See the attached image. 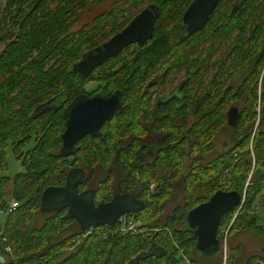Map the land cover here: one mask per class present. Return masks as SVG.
I'll return each instance as SVG.
<instances>
[{"label": "trees", "instance_id": "1", "mask_svg": "<svg viewBox=\"0 0 264 264\" xmlns=\"http://www.w3.org/2000/svg\"><path fill=\"white\" fill-rule=\"evenodd\" d=\"M154 1L161 13L153 37L141 47H125L87 77L72 72L70 65L86 47L108 35L100 30L78 38L62 34L73 24H67L66 17L74 10L61 9L63 18H42L39 24L26 17L19 36L0 50V208L18 202L15 210L0 213L4 215L0 254L6 256L5 264L45 260V264H177L195 252L186 212L222 188L242 193L244 203L221 217L217 238L222 242L227 231L231 244L230 238L252 235L262 241V254L249 256L244 264L264 261V220L257 211L264 194V0H221L205 27L191 35L178 23L193 0ZM215 53L220 55L214 59ZM167 68L184 71L174 87ZM237 75L239 85L233 92ZM154 81L159 83L158 92L176 88L183 97L174 101L175 111H159L155 119L150 114L148 129L137 117L145 100L141 94L151 93ZM89 82L96 84L87 89ZM202 87L214 94L201 96ZM192 89L200 94L196 100ZM114 90L121 91L123 106L104 123L102 135L81 139L72 158L61 155L65 105L47 109L46 101L55 96L68 103L80 93ZM237 100L244 107L230 128L226 110ZM222 129L231 130V146L203 162ZM152 131L159 137V147L149 149L142 143ZM31 139L34 144L21 151ZM8 144L22 167L11 177L5 174ZM75 167L86 172L78 189L93 188L95 202L107 201L117 192H132L144 201L143 210L124 214L126 221H139L135 232L122 231L120 221L81 231L66 209L40 212L43 189L63 185ZM178 184L183 201L164 214ZM240 248L230 250L237 253ZM234 257L229 253L227 258L231 262Z\"/></svg>", "mask_w": 264, "mask_h": 264}, {"label": "water", "instance_id": "2", "mask_svg": "<svg viewBox=\"0 0 264 264\" xmlns=\"http://www.w3.org/2000/svg\"><path fill=\"white\" fill-rule=\"evenodd\" d=\"M220 1L193 0L182 13L179 27L187 35L201 30ZM158 15L157 5L148 4L108 41L84 52L71 64L70 70L86 77L105 59L117 55L123 47L136 42L139 46L144 45L153 36V25ZM121 96L122 93L118 90L76 95L64 109L65 128L61 134L60 154L71 155L80 139L87 135L98 136L103 124L122 108ZM240 116L239 108H229L226 124L235 126ZM84 176L85 171L75 167L67 172L63 185L44 188L40 196V212L66 209L68 215L77 222L79 229L85 231L90 227L114 226L122 215L136 214L145 208L144 201L132 192H117L109 200L96 203L93 188L78 190ZM243 203L242 193L222 188L186 212L184 221L195 239V252L211 257L220 250L221 243L216 235L220 219L235 207L241 208ZM4 262L5 258L0 254V264Z\"/></svg>", "mask_w": 264, "mask_h": 264}, {"label": "flooded vegetation", "instance_id": "3", "mask_svg": "<svg viewBox=\"0 0 264 264\" xmlns=\"http://www.w3.org/2000/svg\"><path fill=\"white\" fill-rule=\"evenodd\" d=\"M148 4L157 5L158 11H159V15H158V17H159L160 13H161L160 12V5L158 4V2H156L154 0H6V2L4 4V10L3 11L5 12V15H7V16L5 19L6 20L5 28L3 30V33L0 35V41L2 42L1 43L2 47L0 48V50L5 49V46L8 42L15 40L19 36V34H20L19 30L20 29H18V28L20 26V23L23 20H25L26 17H33V24H39L38 21H40L42 18L49 19L50 21L57 20V18H60V17L63 18L62 14L60 13V10L66 9V10H74L73 12H68V16L66 17V23L69 24L72 21L73 24L70 28H68L62 34L73 33V36L80 37L81 33L92 34L93 32L100 30L102 33L101 35H105V34L108 35V38L106 40L100 42L99 44L86 47L84 50V52H86V51H88L94 47H97V46L101 45L102 43L108 41L116 33L120 32L132 20V18L134 16H136L137 14H139L145 8V6H147ZM158 17H157V19H158ZM15 20L17 21L16 23H14ZM82 21H84V22H82ZM155 22H154V24H155ZM3 27H4V25L2 24L1 28H3ZM6 27H7V29H6ZM56 31L59 32L60 30L57 29ZM11 32H13L12 35H10ZM196 32H198V31H196ZM193 33H195V32H193ZM193 33H191V34H193ZM153 35H154V25H153ZM129 45L141 47L138 45L137 42L131 43ZM129 45H127V46H129ZM127 46H125V47H127ZM125 47H123V49ZM111 57H114V56H111ZM111 57H109V58H111ZM109 58L105 59L102 63H104ZM101 64H99V65H101ZM99 65H97V66H99ZM164 71L169 72V79H173V76H171V73L173 72L172 70L167 68ZM180 72L181 71H178L177 73H180ZM182 72L184 74L183 70H182ZM208 78L209 77H207V76L204 78V83L207 82ZM235 78L237 79V83H239V75H237ZM182 79H183V76L180 79V81ZM187 81L189 82L190 78H188ZM177 82H179V81H177ZM158 84H159L158 81L157 82L154 81L153 85H151L149 87V90L150 91L152 90V92L151 93L143 92L141 94V97H144L145 100L141 103L142 115L137 117V121L140 122V124L142 126L148 128V129H151V124H147L148 116L150 114H152V116L155 119L157 117V115L159 114V111H163V112L175 111L174 101L178 100V99L181 100L180 98L183 97L182 95H177V93H180V90L176 89V88H173L171 92L170 91H167L164 93L158 92L157 91ZM232 85H233V81H232ZM174 86L175 85L173 84V87ZM85 87H86V85H85ZM226 88H227V86H226ZM118 91H120V90H118ZM234 91H235V88L233 89V92ZM108 92H110V91H108ZM192 92H193V94H195L193 96V99L195 98V100H196V96H198V95L200 96V94L194 93L195 92L194 89H192ZM202 92H204V93H202L201 96H203L205 98H208L209 96L214 94L213 92L210 93L209 91H207V89H204V87H202ZM95 93H101V92H93V93H86V94L93 95ZM105 93H107V92H105ZM185 96L186 95L184 94V97ZM121 98H122V96H121ZM220 98H222V97H220ZM193 99L190 102H193ZM65 101H66V98L60 99V101H58L56 99V97L53 96L46 101L44 107L47 109H50V108L57 109L58 107H61L62 104L64 103L63 105H65V106L63 107V109H65L66 106L70 102L69 101L67 103ZM236 102H239V100H237ZM122 106H123V100H122ZM229 108H231V107H228L227 110ZM227 110H226V113H227ZM231 127H233V126H231ZM100 135H102V129H100V134L96 137H99ZM87 136H90V135H87ZM87 136H85V137H87ZM85 137H83V138H85ZM158 139H159L158 135H156V133L154 131H152V132L148 133L146 138L143 140L142 146H145L149 149H151V147L158 148L159 147ZM78 142L75 144L74 148L77 146ZM71 155L64 156V157L72 158ZM189 159H190V157H189ZM185 164H186V166H188V164H191V162L189 161V162H186ZM85 176H86V172H85ZM85 176H84V178H85ZM94 180H96V179H93L92 182ZM177 189H178V191H180V185L179 184H178ZM177 189H174L172 192L176 191ZM73 229H74V226L71 227V231ZM1 255L5 258V262H6V256L4 254H1ZM5 262H4V264H5ZM45 263H47L46 260H45ZM45 263H43V264H45Z\"/></svg>", "mask_w": 264, "mask_h": 264}, {"label": "rangeland", "instance_id": "4", "mask_svg": "<svg viewBox=\"0 0 264 264\" xmlns=\"http://www.w3.org/2000/svg\"><path fill=\"white\" fill-rule=\"evenodd\" d=\"M5 2H6V0H0V35L3 33V30L5 28V21H6L5 19L7 16V15H5V12L3 11ZM82 22H84V21H82ZM2 24L4 25L3 28H1ZM6 29H7V27H6ZM75 37H77V36H75ZM1 43L2 42L0 41V48L2 47ZM219 55H220L219 53H215V55H213L212 58L215 59V57H217ZM216 59H218V58H216ZM177 72L178 71H173L171 73V76H173L172 84H175L177 81H180V79L183 76L182 71L180 73H177ZM95 84L96 83H94V82L88 83V84H86V88L90 89ZM237 85H239V84H237V79L235 78L233 80V87L237 88ZM260 103H261V100L259 98V100L256 102V105L260 104ZM228 107H237V108H239V110H241L244 107V102L242 100L239 102L235 101L234 103H232ZM259 119H260V115H258L257 120L255 122V129L257 128V126L259 124V123H257V121ZM229 127L231 128V126H229ZM230 134H231V130H229V129H226V130L222 129V130H219L217 132V134L215 135L214 140H213V149L210 151V153H208L203 158V162L208 161L209 159L213 158L214 156H216L221 151H224L231 146L232 142L230 139ZM224 143L226 144V146H224ZM33 144H34V140L31 139V141H29L28 143H26L22 147L21 151H25L26 149L30 148ZM187 162H189V160H187ZM21 170H22V167L20 164V160L15 157V155L13 154V152L11 150V145L8 144L7 148H6L5 174L7 176L11 177L12 175H14L15 173H17ZM11 188H12L11 182H8L6 185V192H7L8 198H9V195L11 193ZM258 200L259 201H258L257 211H258V214L262 217V220H264V205H262V204H264V194ZM182 201H183L182 193L180 191H178V189H177L167 199V201L165 203L164 214L168 213L172 208H174L175 206L182 203ZM3 217H4V215H0V219H3ZM39 221H41V219ZM239 239H241V242L243 245V252H242V254L244 255L243 260H245V258L251 254H262L263 243L261 240L254 238L252 235H247V234H245V236L241 235L239 237ZM229 240H231L232 243L229 244L227 241L228 256H229V253L232 254V252H233V251L231 252V250H230V247L234 245L233 241L234 242L239 241V240H235V238H230ZM222 253H223L222 252V246H221L220 252L218 251L215 255H213L211 257H206V256L200 254L199 252H193L191 257L180 259L177 264H222L223 257H224ZM177 255L179 257L180 252L177 253ZM229 261H230V259L227 258L225 264H229Z\"/></svg>", "mask_w": 264, "mask_h": 264}, {"label": "built area", "instance_id": "5", "mask_svg": "<svg viewBox=\"0 0 264 264\" xmlns=\"http://www.w3.org/2000/svg\"><path fill=\"white\" fill-rule=\"evenodd\" d=\"M257 110L260 111V104H257ZM17 206H18V202L15 201V200H12V201H10L6 205V207H4L3 209L0 208V213H3V214L4 213H9V212L15 210ZM239 210H240V208H239ZM118 221H120V228H121L122 231H129V230H131V231H134L135 232L136 231V225L139 224V221H136V220L126 221L124 215H122L119 218ZM3 240H5V239L3 238ZM221 246H222V252H223L222 254L224 256L223 257L222 264H225L226 263V259L228 257V253H227V240L226 239H223ZM4 250L6 252H10V247L8 245L7 246L5 245ZM259 263L260 264H264V261H260Z\"/></svg>", "mask_w": 264, "mask_h": 264}, {"label": "crops", "instance_id": "6", "mask_svg": "<svg viewBox=\"0 0 264 264\" xmlns=\"http://www.w3.org/2000/svg\"><path fill=\"white\" fill-rule=\"evenodd\" d=\"M5 190H6V188H5ZM235 240H239V241H236V242L233 241V243H234L233 246L240 245L241 248L239 249V252H237V253L233 250L231 256L232 257L235 256V257H234L233 260L231 259V262L229 261V264H244L246 262V260L249 258V256L254 255V254H251V255L247 256L245 258V260H243L244 255L242 254L243 245H242L241 239L237 238Z\"/></svg>", "mask_w": 264, "mask_h": 264}, {"label": "bare ground", "instance_id": "7", "mask_svg": "<svg viewBox=\"0 0 264 264\" xmlns=\"http://www.w3.org/2000/svg\"><path fill=\"white\" fill-rule=\"evenodd\" d=\"M259 122V120L257 121V123ZM79 190V189H78ZM80 191V190H79ZM97 203V202H96ZM102 226H104V225H102ZM99 227V226H98ZM92 227H90L89 229H91ZM95 228H97V227H95ZM88 229V230H89ZM86 231V230H85ZM216 235H217V233H216ZM224 239H226L227 241H228V238H227V231L225 232V234H224ZM220 241V240H219ZM220 243L222 244V242L220 241ZM220 249H221V247H220Z\"/></svg>", "mask_w": 264, "mask_h": 264}]
</instances>
